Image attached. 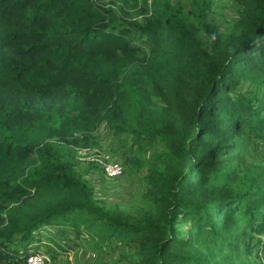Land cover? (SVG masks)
<instances>
[{
  "label": "trees",
  "instance_id": "obj_1",
  "mask_svg": "<svg viewBox=\"0 0 264 264\" xmlns=\"http://www.w3.org/2000/svg\"><path fill=\"white\" fill-rule=\"evenodd\" d=\"M234 2L223 33L210 0H0V264L66 224L123 264H264V0ZM101 124L159 148L153 216L96 201L75 158Z\"/></svg>",
  "mask_w": 264,
  "mask_h": 264
},
{
  "label": "rangeland",
  "instance_id": "obj_2",
  "mask_svg": "<svg viewBox=\"0 0 264 264\" xmlns=\"http://www.w3.org/2000/svg\"><path fill=\"white\" fill-rule=\"evenodd\" d=\"M107 1V0H102ZM174 2L175 0H171ZM211 1V22L218 26L219 30L227 33L233 22L237 20L238 13L234 0H210ZM147 43V42H146ZM260 89L255 85L245 82L239 85L236 93L249 96H257ZM258 97V96H257ZM106 124H101L97 131L98 143L92 149L117 159L124 168L121 178L111 181L103 177L99 179L100 171L97 167H89L83 173L89 183H92L93 173L98 177L100 186H95V194L102 198L96 200L104 207H112L113 204L120 205L128 210V214L133 217L153 216L155 209L144 196L146 167L151 162V156L159 148L137 149L131 145V140L124 139V136L117 135L107 130ZM255 148L257 149L256 145ZM257 151V150H256ZM258 152V151H257ZM261 154V153H260ZM75 158V163L80 169L88 165L87 162ZM77 157V156H76ZM251 160L252 157H247ZM90 163V162H89ZM176 228L181 231L180 237H187L189 223H184L177 219ZM80 229L83 228L80 226ZM38 239V240H37ZM37 242L33 243L29 249L38 250L43 253L48 264H123L139 256L137 246L134 244H121L119 240L111 239L102 242L94 238L91 242L89 233L82 232L80 235L74 233L68 224L60 227L47 226L40 230ZM204 240L206 237L203 238ZM97 242L98 248H93ZM225 243L220 244L219 249L224 248ZM198 246L193 247L195 251ZM254 261V257H250Z\"/></svg>",
  "mask_w": 264,
  "mask_h": 264
},
{
  "label": "built area",
  "instance_id": "obj_3",
  "mask_svg": "<svg viewBox=\"0 0 264 264\" xmlns=\"http://www.w3.org/2000/svg\"><path fill=\"white\" fill-rule=\"evenodd\" d=\"M80 149L77 151V160L79 161V155L82 157L81 160H84L89 164V162L94 163L97 169L100 171L99 179L103 177L105 180L111 181L114 179L121 178L124 168L121 163L116 159L112 158L109 153L101 152L98 149ZM96 174L93 173L92 185L95 186L101 185ZM96 195V194H95ZM97 196V195H96ZM98 197V196H97ZM21 264H48L47 259L43 253L38 252V250L31 249L28 254L24 257Z\"/></svg>",
  "mask_w": 264,
  "mask_h": 264
}]
</instances>
